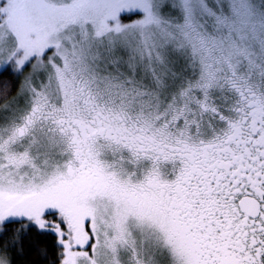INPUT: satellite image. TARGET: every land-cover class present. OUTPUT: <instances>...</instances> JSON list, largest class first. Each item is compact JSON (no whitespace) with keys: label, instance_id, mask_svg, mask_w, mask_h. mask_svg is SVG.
Masks as SVG:
<instances>
[{"label":"snow or ice","instance_id":"snow-or-ice-1","mask_svg":"<svg viewBox=\"0 0 264 264\" xmlns=\"http://www.w3.org/2000/svg\"><path fill=\"white\" fill-rule=\"evenodd\" d=\"M0 264H264V0H0Z\"/></svg>","mask_w":264,"mask_h":264}]
</instances>
